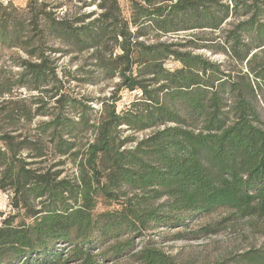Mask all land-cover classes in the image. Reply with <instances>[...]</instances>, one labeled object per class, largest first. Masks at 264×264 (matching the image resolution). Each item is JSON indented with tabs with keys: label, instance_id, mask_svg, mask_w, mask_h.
Returning a JSON list of instances; mask_svg holds the SVG:
<instances>
[{
	"label": "trees",
	"instance_id": "1",
	"mask_svg": "<svg viewBox=\"0 0 264 264\" xmlns=\"http://www.w3.org/2000/svg\"><path fill=\"white\" fill-rule=\"evenodd\" d=\"M71 1H0V190L14 210L0 213V264H190L135 241L218 207L264 235V0H132L129 18L118 0ZM149 29L198 32L149 42ZM79 55L66 74L61 57ZM93 72L117 78L109 96L70 87ZM122 89L139 96L117 110ZM214 264H264V246Z\"/></svg>",
	"mask_w": 264,
	"mask_h": 264
},
{
	"label": "rangeland",
	"instance_id": "2",
	"mask_svg": "<svg viewBox=\"0 0 264 264\" xmlns=\"http://www.w3.org/2000/svg\"><path fill=\"white\" fill-rule=\"evenodd\" d=\"M4 3L10 1L14 5L24 7L26 0H0ZM85 1V6L81 7L80 13H88L94 11L97 13L99 10L96 7V3H91L90 0H72L69 2L70 7L73 5L81 6ZM139 1V0H136ZM140 2V1H139ZM122 14L129 18L134 15L133 1L132 0H118ZM141 3V2H140ZM229 21V20H228ZM227 26L223 23L222 27ZM198 31L182 30L174 33H158L155 29H149V37L147 41L161 40L166 41L173 39L185 40L190 39L191 34ZM155 33H158L155 36ZM197 53L209 56L211 59L223 60V54H212L206 49H197ZM84 55H79L75 59H71L70 56H63L60 59V63L65 68L66 74L72 73L77 75L76 68L82 62ZM180 63L175 60H167L165 67L175 68L179 67ZM89 67V66H88ZM91 77L96 78L95 83H80L77 81H71L70 87L73 88L74 93L77 95H84L86 98L90 97H107L113 89L114 83L117 78L107 79L103 78L97 72H93ZM139 96L137 91H128L122 89L118 93L119 100L116 102L117 110L124 109L132 101ZM90 104L94 107H98L99 104L96 101H91ZM10 194L8 191L0 190V213L4 216L14 213V210L9 204ZM112 206H105L104 204L98 205V210L111 209ZM212 224L217 230L209 235L200 234L194 236L192 231L196 230L201 225ZM260 222L251 226L248 220L241 219L234 216L232 212L225 207H218L210 212L196 213L189 216L182 226L160 227L152 231H148L139 238L136 239V248H140L143 242L152 239L156 245L160 246L166 253L172 255L177 261L187 262L190 264H214L217 261H229L237 253L245 250L249 247L264 246V235L257 231V227ZM176 231H181L182 236L176 237L174 234ZM129 264L132 259L127 254L121 255L116 260L104 262L103 264Z\"/></svg>",
	"mask_w": 264,
	"mask_h": 264
}]
</instances>
